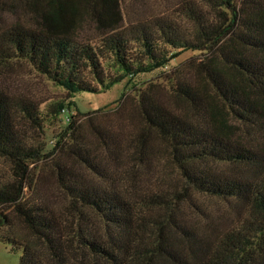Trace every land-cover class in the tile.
<instances>
[{"label":"rangeland","instance_id":"rangeland-1","mask_svg":"<svg viewBox=\"0 0 264 264\" xmlns=\"http://www.w3.org/2000/svg\"><path fill=\"white\" fill-rule=\"evenodd\" d=\"M78 1L70 30L78 39L94 44L100 43L106 31L99 26L97 10H119L121 27L157 18L171 19L191 36L197 22L189 16L188 5L199 9L208 20L221 15L203 0H117V4L115 0H96L92 4ZM49 8L47 0H0V33L18 23L40 27L44 19L42 10ZM210 57L204 51L189 50L165 67L127 76L107 89L101 90L95 83L100 91H79L72 97L63 86L25 60L0 65V88L14 100L25 98L33 102L40 112V121L17 113L15 125L19 137L28 146H55L50 156L40 155L27 161L25 176L13 159L0 153V181L17 186L22 183L21 201L44 203L62 219L69 251L67 264H129L122 247L130 245V241L133 245L154 243L161 229L180 252L198 262L209 250L212 252L227 230L250 214L252 208L247 201L207 194L190 183L174 155L171 141L143 113L145 99L204 123L211 130L255 150L261 160L256 164L210 160L211 170L239 178L264 177V113L246 120L232 111L202 71L203 63ZM215 58L214 63L228 78L248 86L246 76L225 67L218 56ZM106 66L110 74L119 72L113 61H106ZM182 82L200 91L195 102L177 92ZM263 95V92L255 93L260 108H264ZM71 115H74V128L67 132L70 122L67 118ZM88 160L98 164L104 173L93 169ZM62 174L66 180L72 176L82 178L125 195L142 212V222L146 220L149 233L138 228L135 235L131 229L111 224L90 209L82 214L63 185ZM154 194L162 195L165 202L148 204L150 199L146 201L145 197ZM4 207L11 218L9 227L45 253V243L15 206L7 203ZM182 224L188 227L190 237L180 229ZM78 225L110 245L118 258L112 261L83 245L75 235ZM21 253V248L0 239V264H20ZM154 261L177 264L161 253L155 254Z\"/></svg>","mask_w":264,"mask_h":264},{"label":"trees","instance_id":"trees-1","mask_svg":"<svg viewBox=\"0 0 264 264\" xmlns=\"http://www.w3.org/2000/svg\"><path fill=\"white\" fill-rule=\"evenodd\" d=\"M83 1V0H82ZM96 0H86L92 4ZM49 10H42L40 27L15 24L0 33V65L13 60L29 62L39 73L63 86L72 97L79 91L107 89L127 76L165 67L175 57L189 50L204 51L211 56L203 63L202 71L216 87L220 97L235 114L246 120L259 117L264 111L257 103L256 92L264 93V2L260 0H203L220 17L208 20L200 10L188 5L189 16L197 22L194 36L185 33L176 22L167 18L143 21L121 27L119 10H97L96 16L104 32L100 43L78 39L70 30L77 14L78 0H47ZM118 1L115 0V4ZM219 57L225 67L246 76L248 86L235 83L217 66ZM106 61H113L118 73L107 70ZM185 98L198 99L200 91L188 82L177 86ZM264 96V95H263ZM71 104V103H70ZM62 107V105H61ZM143 113L161 135L167 137L184 174L199 191L247 201L252 211L239 224L227 230L212 252L198 262L180 252L161 229L155 242L124 245L122 252L129 264H158L156 253L164 254L177 264H264V177L254 179L227 176L210 169V160L256 164L259 153L201 122L177 114L156 102L143 101ZM63 109V108H62ZM33 121H40L39 109L25 98H11L0 88V153L13 159L26 175L27 161L48 157L55 146H28L16 130L17 113ZM66 131L74 128V115L69 116ZM60 141L56 143L58 145ZM93 169L103 170L92 160ZM62 183L85 214L92 210L107 222L122 229L138 228L147 232L142 212L115 189L103 188L78 177ZM22 183L18 186L0 181V239L22 249L20 264H67L69 251L63 221L41 202L21 201ZM160 194L145 197L148 204L164 203ZM10 203L26 223L45 243V253L32 241L9 227L11 218L4 205ZM84 212V213H83ZM4 226H8L4 228ZM180 229L189 235L188 227ZM77 240L107 258L116 260L118 253L78 225Z\"/></svg>","mask_w":264,"mask_h":264},{"label":"built area","instance_id":"built-area-1","mask_svg":"<svg viewBox=\"0 0 264 264\" xmlns=\"http://www.w3.org/2000/svg\"><path fill=\"white\" fill-rule=\"evenodd\" d=\"M62 110H63V111H65V109H64V108H63ZM69 119H70V117H68V118H67V120H68V121H69Z\"/></svg>","mask_w":264,"mask_h":264}]
</instances>
